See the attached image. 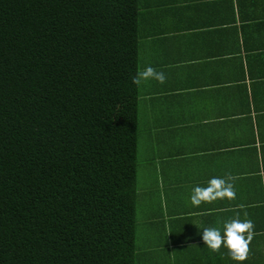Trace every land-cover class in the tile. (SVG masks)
<instances>
[{"label": "trees", "instance_id": "1", "mask_svg": "<svg viewBox=\"0 0 264 264\" xmlns=\"http://www.w3.org/2000/svg\"><path fill=\"white\" fill-rule=\"evenodd\" d=\"M136 19L137 0H0V264L144 263Z\"/></svg>", "mask_w": 264, "mask_h": 264}, {"label": "crops", "instance_id": "2", "mask_svg": "<svg viewBox=\"0 0 264 264\" xmlns=\"http://www.w3.org/2000/svg\"><path fill=\"white\" fill-rule=\"evenodd\" d=\"M136 22L138 72L166 76L137 86L143 264H264V0H137ZM229 173L234 200L191 204ZM237 213L255 225L242 262L198 234Z\"/></svg>", "mask_w": 264, "mask_h": 264}, {"label": "clouds", "instance_id": "3", "mask_svg": "<svg viewBox=\"0 0 264 264\" xmlns=\"http://www.w3.org/2000/svg\"><path fill=\"white\" fill-rule=\"evenodd\" d=\"M134 85L140 86L149 80H156L160 84L165 83L166 76L162 71H157L149 66L131 77ZM233 175L226 174L225 177L211 178L206 187L196 186L192 190L190 197L191 204L199 207L202 203H212L217 200H234L236 198ZM242 207V206H241ZM247 217V212L244 213ZM254 222L250 219L239 218L237 213L235 218L224 223L223 234L216 227H204L201 240L212 252H219L221 247L228 250V254L234 261L242 262L250 255V243L254 237Z\"/></svg>", "mask_w": 264, "mask_h": 264}, {"label": "rangeland", "instance_id": "4", "mask_svg": "<svg viewBox=\"0 0 264 264\" xmlns=\"http://www.w3.org/2000/svg\"><path fill=\"white\" fill-rule=\"evenodd\" d=\"M137 183H138V186L140 187V185L141 184H145L146 183V180H145V177H144V170L140 167V169L138 170V176H137ZM138 187V188H139ZM141 195H139L138 197H137V199H136V201H137V209L139 210V201L141 200ZM143 236H144V234L143 235H140L139 236V234H138V243L140 244V241L142 242L143 241ZM162 236H160L159 238H155V241H156V243L157 244H159L158 243V241H161L162 240V238H161ZM151 241V240H150Z\"/></svg>", "mask_w": 264, "mask_h": 264}]
</instances>
